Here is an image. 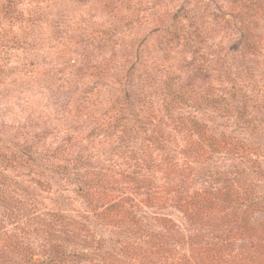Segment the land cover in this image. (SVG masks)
<instances>
[{
	"label": "rangeland",
	"instance_id": "obj_1",
	"mask_svg": "<svg viewBox=\"0 0 264 264\" xmlns=\"http://www.w3.org/2000/svg\"><path fill=\"white\" fill-rule=\"evenodd\" d=\"M180 86L237 88L250 97L252 113L255 101L264 102V0H0V181L29 193L13 194L24 200L22 210L10 189L0 190L2 230L27 231L38 252L43 240L29 236L32 218L57 212L96 237L114 236L121 228L92 214L88 201L97 193L83 176L116 178L152 153L157 183H165L160 162L164 167L168 155L181 163V155L173 142L170 150L148 151L149 134L167 123L170 138H179L170 115ZM188 111L205 116L195 106L182 110ZM221 115L215 132L229 134L235 117ZM6 160L13 165L4 167ZM196 180L192 174L188 184L195 187ZM144 208L164 212L179 234L171 233L185 240L203 228L171 201L160 211ZM262 218L258 212L252 220ZM160 230L172 243L157 221ZM206 232L212 237L201 229ZM67 249L91 251L81 244Z\"/></svg>",
	"mask_w": 264,
	"mask_h": 264
},
{
	"label": "trees",
	"instance_id": "obj_2",
	"mask_svg": "<svg viewBox=\"0 0 264 264\" xmlns=\"http://www.w3.org/2000/svg\"><path fill=\"white\" fill-rule=\"evenodd\" d=\"M249 100L234 87L225 92L220 88L200 92L180 86L170 115L179 138H170L165 131L167 123L153 126L149 134L153 141L148 151L170 150L168 144L173 142L181 155V163L168 155L163 158L164 167L160 162L157 172H164L165 183H157L152 153L148 160L142 159L143 166L135 162L132 171L120 173L121 177L109 173L104 178V172L83 176L82 183L95 187L97 193V198L88 201L92 214L121 228L114 236L96 237L85 224L48 212L47 220L33 216L35 223L27 218L35 223L29 236L35 233L43 240L38 252L27 242V231L16 227L3 231L0 225V264H91L97 257L101 264H264V102L255 101L252 113L247 110ZM186 106H195L205 116L197 118L190 111L185 115L182 110ZM222 113L235 117L229 134L224 129L215 132L213 122ZM217 160L229 165L222 169L215 166ZM12 165L8 160L4 163V167ZM192 174L197 176L195 187L188 184ZM1 189H10L17 208L27 210L24 200L13 196L22 190V195L28 196L25 187L2 179ZM167 201L182 210L191 224L203 228L185 240L174 235L179 234L178 229L164 212L150 215L144 208L160 211ZM258 212L263 218L253 221ZM157 221L172 243L161 238ZM205 227L213 232L212 237L201 233ZM78 244L91 251L67 249ZM36 255L39 257L34 259Z\"/></svg>",
	"mask_w": 264,
	"mask_h": 264
}]
</instances>
